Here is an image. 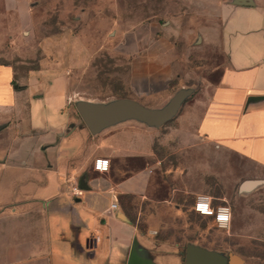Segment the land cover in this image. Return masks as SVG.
<instances>
[{"label":"rangeland","instance_id":"rangeland-1","mask_svg":"<svg viewBox=\"0 0 264 264\" xmlns=\"http://www.w3.org/2000/svg\"><path fill=\"white\" fill-rule=\"evenodd\" d=\"M259 3L264 5V0ZM235 5L233 0H28L31 15L26 24L9 18L0 62L12 66L18 89L29 83L31 108L15 114L19 123L4 128L0 141L15 149L32 124L66 119V111L55 112L48 100L31 98L57 77L66 82L75 117L77 99L138 97L158 107L178 88L192 87L194 93L160 132L168 134L180 118L191 122L218 82L227 52L244 57L258 47V25L264 29L258 7ZM168 51L176 56L169 79L159 69V57ZM22 101L26 105L25 98ZM34 150L40 152L39 147ZM154 151L147 198L136 201L132 211L140 212L141 229L146 215L160 223L151 233L153 242L165 245L166 253L177 246L180 264H186L191 244L223 256L238 254L245 264H264V170L202 140L180 143L179 137H171L165 144L156 143ZM251 180L259 182L241 188ZM197 194L209 195L214 205L230 206L226 228L193 211ZM162 264H173L172 257L166 256Z\"/></svg>","mask_w":264,"mask_h":264},{"label":"crops","instance_id":"crops-1","mask_svg":"<svg viewBox=\"0 0 264 264\" xmlns=\"http://www.w3.org/2000/svg\"><path fill=\"white\" fill-rule=\"evenodd\" d=\"M259 1L252 6L258 7L259 22H264V5ZM30 15L28 0H0V43L8 35L9 18L24 25ZM260 28L254 53L235 58L224 44L227 64L198 115L189 123L180 118L168 134L122 122L92 135L69 108L71 96L64 78L38 87L31 98L48 100L52 110L66 111L67 117L57 124H32L15 149L0 141V264H127L135 238L154 264H162L166 256L180 264L177 246L166 253L165 245L153 242L151 233L160 223L146 215L141 229L140 212L133 213V206L147 198L156 143L165 144L171 137H179L180 143L202 140L217 145L264 170V29ZM174 59L169 51L159 57V69L167 79ZM14 73L11 65L0 62V133L8 126L16 128L15 114L31 108L29 83L18 89ZM42 135L43 140L38 139ZM100 157L109 160L106 172L93 168ZM135 162L141 166L136 168ZM81 176L85 189L80 188ZM75 184L82 190L77 196L71 192ZM113 202L116 209L110 207Z\"/></svg>","mask_w":264,"mask_h":264},{"label":"water","instance_id":"water-1","mask_svg":"<svg viewBox=\"0 0 264 264\" xmlns=\"http://www.w3.org/2000/svg\"><path fill=\"white\" fill-rule=\"evenodd\" d=\"M234 4L254 5V0H233ZM194 93L192 87H180L161 106H148L129 97H116L108 101L77 99L74 107L83 124L92 135L122 122H137L149 128H159L179 112L187 98ZM258 180L245 181L241 188L257 184ZM80 188H87L84 176L79 180ZM186 264H245L243 258L234 253L227 256L197 245H187ZM127 264H154L149 251L135 238L131 244Z\"/></svg>","mask_w":264,"mask_h":264},{"label":"built area","instance_id":"built-area-1","mask_svg":"<svg viewBox=\"0 0 264 264\" xmlns=\"http://www.w3.org/2000/svg\"><path fill=\"white\" fill-rule=\"evenodd\" d=\"M109 160L106 158H96L93 162V168L99 172H106L109 168ZM71 192L73 195H79L81 189L79 188L78 184H75L71 188ZM204 205L205 207L202 209L200 206ZM110 207L112 209H116L117 204L116 202L111 203ZM193 211L204 217H211L214 223L219 228H226L230 221H231V208L226 204H218L214 205L212 198L206 194H197L194 202H193ZM227 209L228 211H225ZM224 217H228L224 219Z\"/></svg>","mask_w":264,"mask_h":264},{"label":"clouds","instance_id":"clouds-1","mask_svg":"<svg viewBox=\"0 0 264 264\" xmlns=\"http://www.w3.org/2000/svg\"><path fill=\"white\" fill-rule=\"evenodd\" d=\"M225 211H228L227 209H225ZM228 217H224V219H227Z\"/></svg>","mask_w":264,"mask_h":264},{"label":"snow or ice","instance_id":"snow-or-ice-1","mask_svg":"<svg viewBox=\"0 0 264 264\" xmlns=\"http://www.w3.org/2000/svg\"><path fill=\"white\" fill-rule=\"evenodd\" d=\"M200 207L203 209L205 206L204 205H201Z\"/></svg>","mask_w":264,"mask_h":264},{"label":"flooded vegetation","instance_id":"flooded-vegetation-1","mask_svg":"<svg viewBox=\"0 0 264 264\" xmlns=\"http://www.w3.org/2000/svg\"><path fill=\"white\" fill-rule=\"evenodd\" d=\"M152 262H154L153 257H152Z\"/></svg>","mask_w":264,"mask_h":264},{"label":"trees","instance_id":"trees-1","mask_svg":"<svg viewBox=\"0 0 264 264\" xmlns=\"http://www.w3.org/2000/svg\"><path fill=\"white\" fill-rule=\"evenodd\" d=\"M139 227H140V225H139Z\"/></svg>","mask_w":264,"mask_h":264}]
</instances>
